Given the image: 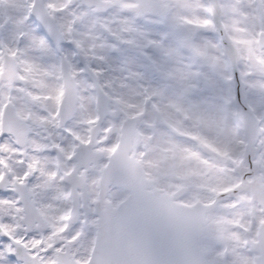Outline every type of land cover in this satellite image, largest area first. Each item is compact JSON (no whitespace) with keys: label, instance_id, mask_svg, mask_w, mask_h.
Listing matches in <instances>:
<instances>
[{"label":"snow or ice","instance_id":"snow-or-ice-1","mask_svg":"<svg viewBox=\"0 0 264 264\" xmlns=\"http://www.w3.org/2000/svg\"><path fill=\"white\" fill-rule=\"evenodd\" d=\"M0 264H264V0H0Z\"/></svg>","mask_w":264,"mask_h":264}]
</instances>
